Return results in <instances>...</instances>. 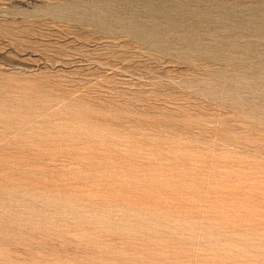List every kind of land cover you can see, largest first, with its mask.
Listing matches in <instances>:
<instances>
[{
	"label": "rangeland",
	"instance_id": "1",
	"mask_svg": "<svg viewBox=\"0 0 264 264\" xmlns=\"http://www.w3.org/2000/svg\"><path fill=\"white\" fill-rule=\"evenodd\" d=\"M0 264H264V0H0Z\"/></svg>",
	"mask_w": 264,
	"mask_h": 264
}]
</instances>
